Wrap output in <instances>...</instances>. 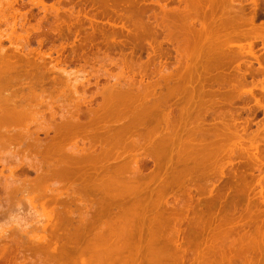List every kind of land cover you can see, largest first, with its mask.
I'll list each match as a JSON object with an SVG mask.
<instances>
[{"label": "rangeland", "instance_id": "obj_1", "mask_svg": "<svg viewBox=\"0 0 264 264\" xmlns=\"http://www.w3.org/2000/svg\"><path fill=\"white\" fill-rule=\"evenodd\" d=\"M39 1L40 0H0V33L2 32L1 35H4L2 37L4 46H8V48H10L9 45H11V44L9 43V40L7 39L8 34H11L14 40L18 37L19 34L24 35V36L20 35L21 38L24 37L23 38L24 40L20 39V40H16V42H15V46L24 45V48H23L24 50H22V51H25L24 52L25 55H24V53H20V56L22 57V59L20 61H18L19 63H17L19 65V67H16L17 68L16 70L18 72L16 71L13 73L12 81H11V84L13 86L9 85L11 88L8 86V88L10 89V90H8V92L10 93V91H11L12 93H14V94L16 93V95H18L17 98H19L20 102L23 104V106L20 107L22 109L25 108L24 106H27L26 102H24V101L28 100L27 98L30 96L33 97V100L31 99V102H29V101L27 102V103L31 104V107H30L31 109L29 107H28L29 109L26 107L27 111H29L28 113L25 111V113H27V115H26L27 117L26 116L24 118L20 117V119L22 118L23 120H21L20 122L18 120L17 121L18 123L15 122L14 124L17 123L16 124L17 126L13 125L15 127H13V129H12V124H10L11 127L9 125H8L9 127H7V125H5V124H7L8 122L5 123L4 125H0V128L2 129V130L0 129V264H97L96 260L98 262V256H97L98 254L97 255L95 254V249H94V251H92L93 250L92 246H94V248H95V244H93V242H92L94 240L93 232H95L94 234L96 235L97 234L96 230H97V228L99 229V226H101V225L102 226L104 225L103 227H106V228L100 227L101 231L98 230L99 232L97 235H99V233L102 232V228H103V230L104 229L108 230L111 222L108 223L107 220L109 219V221H110L111 219L112 220L119 219V215H120L121 211H123L124 206H127V205L131 204L132 202H136V205H137V203L139 204V203H141V201H142L141 204L143 206V203L146 205L148 200L153 201L152 199H154V198H152V197L156 198V196L157 197L160 196V197H158L159 203H158V206L156 207L157 210L155 209V207H154V210L150 208L151 206L155 205L156 203L153 204L151 202L152 204L149 205L150 202L148 201L149 204L147 203V205H149L150 207L149 206L148 207L143 206L147 209L143 208V210H141V208H140L141 204H139L140 206H138L139 208H137L136 210L138 211V209H139V213L142 211V215H141V213L140 214L138 213L139 216L141 215V217L144 215L143 211L145 210L144 213H146V210H149L148 208H150L152 210V213H151V211H149V212L147 211L148 214H145V216H144L145 218L144 217H142V218L138 217L139 218L138 220H137V218L135 220L134 219L135 217L132 216L134 221L135 222L137 221V223L133 222L134 223L133 226L135 227V229L132 226H130L133 228V229L130 228L131 231L133 230V232H131V231L130 232L133 233V235H134L133 236L134 239L131 242H133L132 247L134 246L133 250H134V248H135V250L134 251L132 250V252H131L132 255H131V253H129V251L126 250V252H128V253H126V256L131 255L132 256L131 258H132V261L134 264H136V262L143 264V259L145 262L144 264H147L148 262H150L152 260L154 261L153 258L155 257L154 256L155 254H156L157 258L155 257L156 260L153 264H210L213 262V260H212V262L210 260L212 258L216 259V257L218 256L216 262L213 263V264H217V261L224 257L222 255V257L220 258L219 256H221V255H217L218 253L220 254L222 252L221 248H225L223 250L224 253H227L225 255V257L228 256L226 258V262L224 261V263H223V262L219 261L221 264H264V150H263L264 148H262V147H264V120H263L264 119V116H263L264 110L259 108V106L256 104V101L254 100V98L252 96H250L249 94L247 95V93H245V91H243L244 90V89H242L243 86L240 89V87H238L239 84H238V86L236 85L238 83L237 82L238 80L237 81L234 80V81H232L233 83H230L231 87H234V83H235L236 88L234 90L230 86H226V88H222V90L226 92L225 94L216 93V94H213L214 96L212 94H210V97L209 96H202L199 98L197 97L198 99L197 98L196 99H197L198 105L194 104V106L198 107L200 105L201 108L199 107V109H197L196 112H199L200 110H202V112H201V115H202L205 107H206V110L204 112L205 116L202 115V117H203L202 118V117H200V115H197L198 113L195 112V109L197 107L193 106L194 107V112H193L194 117L199 116L201 118L200 120L207 121L208 123L210 122L211 128H213L212 126H214V128H213V130L212 129L210 130L209 124L207 122H206V124H205V122L199 123L201 121L197 120L198 119V117H197L196 118L197 121L195 122L197 124V125L195 124L196 129H199V130L201 129L204 131V133H206V134H204V136L206 138L204 140H206V141L207 140L209 141V139L211 137H215V138H211L208 143L206 142V144H205L204 140H200V142H203V143L197 142L198 144L195 141V143H194L195 149L193 148L191 150H189L190 146L188 147V142H187V140H185L186 135L185 136L183 135V137H184L183 143L180 141L181 139L180 140L178 139V141L176 139L175 141H173V145L171 144L169 146L170 149L171 148L173 149V147L176 146V144L179 145L180 142L182 143V146L179 145V148H177L178 147L177 146L173 150L172 149L169 150V148H168V151H167L168 153L166 152L167 153V159L172 157V159L170 161L171 163L170 162L169 163L172 166V162H173V166L169 167L170 165H169L168 161L170 159L168 161L164 160L163 164L167 163L168 165L164 164L162 169L158 171L157 170L158 168L155 166V164H156L155 160L156 159L153 157L154 156V154H153L154 146L152 145V141H153V144L156 145L157 139L158 138L160 139V137H163V136H161V134L164 133V135H165L163 127H165V130H166V122H164V120H161V119L165 118L163 116L165 113L164 114L162 113L165 110L163 111V109L161 110L159 108L160 111L158 110L153 115L154 116L153 120L151 118L152 116L148 115L147 118H149L150 120L147 121L148 119L145 117L146 119L144 118V123H143L140 121V119H143V117L138 118L137 117V111L138 110L137 111L135 110V108L138 109L137 108L138 104L136 101H134L135 98H137V96L132 95V97L134 96L133 97L134 102L132 101V104L134 103V104H136V106H133L134 104L131 105V103H130L132 100L131 99L132 97H131L129 99L130 102L126 99L127 103H126V107L124 106L125 109H124V107H122V109L120 107V109H119L118 105H116L118 107L115 106L118 112L116 110H113V109H115V107L114 108L112 107L113 109L110 108L112 111L110 109L108 110L106 108H104L105 111L102 110L101 102H103V99L107 95L106 93H109V91H110L109 89L113 85L115 86L114 89H116L118 91L119 90H125L124 91L125 93L129 88H131V89H129L130 91L135 90V88H137L138 85L140 84V83H137V82H140V81H138L139 79H141L140 76H142V74H144V73H147L150 75L147 78H145V79H147V81L152 80V82L154 84H155V81H157V79L158 80L160 79V81H161V78H159L161 76V74H163L161 65L167 64V66H170V67H168L169 69L170 68L173 69V67L178 62L179 56L177 54L175 46L172 43H169L164 38L165 33H164V31H161L160 28H158L159 33L157 34L156 38H154L153 37L154 35H152V37L150 36V39L148 38L149 42H145L144 44L141 45V46L144 45L142 47L141 51L139 49L141 47H139V48L136 47L138 49L137 50L132 42H131L132 44L130 42L127 43L128 41L125 39V37H119L120 34H119V36L116 35L115 37H113L112 32L114 30H116V32H119V33H120V31L127 33V30H126L128 28V26L126 27V24H127L126 23V17L127 16L125 14H128V11L126 9V8H128L127 7L128 3L126 5V2H127L126 0H124V1L122 0L124 4L121 3L125 6L120 4L119 6L116 5L117 7H114L115 5L112 3L113 0H104V1H111L110 3H108L109 4V6H108L109 11L107 10L108 13H110L112 15L111 19L107 18V16L104 18H96V19L92 18L93 17L92 15L97 11L98 8L95 6H91L92 7L91 8L89 5H92V4L90 2H88V0H79V2H78V0H77V2H76V0H42L45 4L46 8H47L45 10L42 8L40 3H37ZM175 1L176 2H171L168 6H170L174 3L177 6L180 3L179 1L177 2V0H175ZM224 1H225V7L227 4V8H228L229 7L228 2L230 0L229 1L224 0ZM238 1L236 0V2H238ZM9 2L12 4V7H11V5L8 4ZM112 4L114 6H112ZM84 5H85V7H84ZM181 5L183 6V3H180L179 7ZM172 6L174 7V5H172ZM203 8H205V7H203ZM15 11L17 13L16 15H19V17H22V23H24L23 29L21 27H19L18 25L13 27V25H12L13 23H8L9 21L10 22L13 21V18H14L13 13ZM247 11L249 14V9H247ZM156 12L158 15V11H156ZM258 12H259V17L257 19V22H261L262 20H264V10L261 9ZM147 14H151V16L152 15L154 16L153 11H151V10ZM159 14L161 15V12H159ZM20 15H22V16H20ZM120 15H122V17ZM119 16L122 18V20H121V18H118ZM209 16L210 15L206 16V18L202 17V19L203 18L205 20L210 19ZM152 19H153V21H152ZM199 19H200V17H199ZM123 21L126 23L125 24L126 28L122 27L123 23H124ZM150 21H151L149 24L150 26H153V25L156 26L153 23V22H155L154 18H151ZM198 23L201 24V19L198 21ZM198 23L196 24V26L201 27V26H199ZM55 24L60 25L59 28L56 29V30H58L59 34L61 33L60 38H58V36L56 35L57 33L56 34L54 33L53 35H51L49 37V39L47 41H46V39L44 41L42 39V37H40V35H39L40 29H42V30L43 29H45V30L53 29L52 26H54ZM39 25L41 27L40 29L37 28V26H39ZM156 28H157V26H156ZM12 29L13 30L16 29V32L13 33ZM25 29H26V32H25ZM60 30H62V32ZM202 30L199 29V31H202ZM78 31H79V33H77V36L78 37L80 36L79 38H77V36H76V32H78ZM197 32L198 31H196V35L199 34ZM5 35H7V36H5ZM61 35H62V38H61ZM103 35L105 38L103 37ZM204 35L205 34L203 32V33H201V35L199 37L196 36V43H195L196 46L194 44L195 49L193 48L191 50L193 52L192 59H194L195 56H196V58H199L200 55L202 56V59H201L202 61H200L201 56L199 59H194V61L191 59V62L192 63L194 62L193 63L194 66H197L195 69L198 72H195V70H194V73H195V75H196V73L198 74L195 77L200 75L199 79L204 77L203 74H205V76L208 74V73H206L207 70H206V68H204V64L207 65L208 64L207 61H211L213 59V57L219 53V52H215V51H217L216 49H213L211 51L212 52V54H211V52L209 51L211 49L210 48L208 49V47H210L209 46L210 42L208 43V41H210V38L208 36H210V35H207V33H206L207 36H204ZM106 36H107V38H106ZM4 37H6V38H4ZM90 37H91V39H90ZM111 37H113V40L114 39L116 40L117 38L118 39L114 42ZM204 37H205L204 42L207 41V43L205 45L202 41V40H204ZM197 38H199V39H197ZM49 40H50V42H49ZM103 40L105 42H107V41L108 42L105 43ZM111 40H112V42H111ZM145 41H147V39H145ZM201 41H202V43H201ZM197 42H198L199 47L197 46ZM199 42L201 44H199ZM17 43H18V45H17ZM81 43H85L87 46V47H85L84 52L79 50L77 53H72L73 48L78 47L79 45H81ZM109 43H110L109 46H111V48H106L104 46V44L107 45ZM228 43H230V42H227V44ZM154 45H155V48H152V46H154ZM223 45H224V43H223ZM223 45L220 46L222 48V50L223 51L225 50V53L230 52V46L231 45L230 46L228 45V48H229L228 52H227V49H228L227 45L224 46L225 47L224 49H223ZM13 46H11V47H13ZM262 46L263 45L261 44V41L256 42L255 48L257 49V54L262 55L264 53ZM61 47L62 48L64 47L65 49L64 48L62 49ZM131 47H133L132 48L133 53H131L132 52V49H130ZM233 47L234 46H231V49H233L234 51H237V49L235 47H234L235 48L234 49ZM60 48L62 49L61 50L62 54L61 53L57 54L56 51H57V49H60ZM97 48H100V49L97 50ZM199 48H200V50H198ZM205 49H207L210 52V54L207 53V51ZM204 50H205L204 53L200 52V51H204ZM259 50H260V52H259ZM262 50H263V52H262ZM38 51H39L40 55L42 54L44 56L41 55V57H39L40 55L37 53ZM51 51H52V56L54 58H56V60H58V62L56 61V63H55V61H52L50 59V57L45 55V53H49V52L51 53ZM96 51L99 53H97ZM191 51H189V53H192ZM195 51H196V53L198 52L200 55L198 56V54H195ZM218 51H220V50H218ZM121 53H123V54L121 55ZM150 53H152V56H150ZM168 53H170V54H168ZM206 53L209 54V60L206 59ZM230 53H232V52H230ZM79 54L80 55L82 54V55L80 56ZM57 55L61 58H59ZM204 55H205V58H204ZM45 56H46V58H44ZM124 56H126L127 58ZM183 56H182L183 61H185V57H183ZM193 56H194V58H193ZM131 57H132V59H130ZM164 57H165V59H164ZM207 57H208V55H207ZM210 57H212V58L210 59ZM229 58L230 59L225 58V59L229 60V61L225 60L226 61L225 63H227L228 67L231 68L230 73H232V75L233 74L235 75V74L239 73L240 71H242V68H243V70L247 69L250 71V70H254L258 67V63L252 58H250V59L245 58L246 60L249 59L252 61V63H250V64L246 63L243 56L240 58L237 57L236 59L234 58V60H231V57H229ZM26 59L29 61V63H26L27 62ZM133 59L135 61H133ZM141 59H142V61L140 62ZM162 59L166 60V62ZM203 59H206V60H203ZM22 60H24V61H22ZM60 60H61V62H60ZM128 60H130V61H128ZM131 60H132V63H131ZM149 60H150V62H149ZM138 61H139V64H137ZM135 62H136V64H134ZM152 63L153 64L155 63V65L153 66ZM17 64H16V66H18ZM143 64L144 65L146 64V65L142 66ZM135 65H138V66L135 67ZM139 65H141V66H139ZM149 65L151 66V68H149L150 67ZM182 65H184V64H182ZM147 66H149V67L147 68ZM171 66H173V67H171ZM239 66L241 67V69H239ZM138 67H139V69H138ZM142 67H144V68H142ZM150 69L152 71H155L154 72L155 74L152 76H151L152 71H151V73L149 71ZM157 69H158V71H157ZM160 69H161V71H160ZM199 69H202V70H199ZM203 70H205V71H203ZM148 71H149V73H148ZM199 72L200 73L203 72L202 75ZM241 73L242 72H240L239 75H241ZM139 74H140V76H139ZM258 76H260V75H256L254 77L253 76L251 77L250 74H247V79L249 81L250 78H251L250 80H252V78L255 80H256V78L257 79L262 78V77L258 78ZM147 81H145V83ZM38 82H41V83H38ZM14 83H16V84H14ZM135 83L138 85H137V87L135 85V88H134L133 85ZM34 84H39V85L35 86ZM40 84H41V86H40ZM131 84H132V86H131ZM143 85L144 84H142L141 87H143L145 89L146 86H143ZM30 87H31V89L28 90ZM103 87L105 89H107L108 92L107 91L104 92L105 90ZM12 89H15V90H12ZM137 89H139V88H137ZM137 89H136L135 93L139 92V91H137ZM144 89H142V90L147 93L146 89L145 90ZM27 90H28V92H27ZM30 91H32L33 93ZM143 91H142V93H144ZM111 93L113 94V92H111ZM161 93H162V90L160 89V87L157 88V91L154 95V98L157 99L161 95ZM24 94L27 95L28 97L27 96H26L27 98L24 97V100H23V96H25ZM148 94H150V93H148ZM19 95L22 96V99H20L21 96L19 97ZM122 95H124V93ZM175 97H176V99H175L176 103L171 104L172 102L173 103L175 102V100L172 101L170 103L172 107H170V108H172V109L174 108L172 113L174 112L176 114L179 111H177L175 108L178 109L179 107H181V104L177 101V96H175ZM203 97L204 98L207 97V98L202 99L200 101V98H203ZM173 99H171V100H173ZM21 100H23V102ZM89 100H91L92 103L86 104V103H88L87 101H89ZM177 102H178V104H177ZM205 104H206L205 107L202 106ZM89 105H91V106H89ZM122 105H124V103L121 104V106ZM97 106L101 108V113H100V111H99V113L102 115V120L100 123H97V125H95L97 127L96 128L94 127V128L95 129L98 128V131L102 133V137L100 138V141L101 140L102 141L100 144L101 146H99L98 143H100V141L96 142L97 138H95V140H93V142H95L96 146L98 144V146L97 147L95 146L94 148L95 149L97 148L96 150L100 151L99 149H101V147H102L101 151L104 150L102 152H105L106 147H107V149H108L107 151H109V152L108 153L106 152L105 154L102 153L103 157H102V154L100 152L101 157H99L96 160L98 163L96 161H95V165H94V162L92 163V165H88L89 163L88 164L86 163L87 168L81 169L80 172H78V171L74 172L73 171L74 172L73 173L72 171L70 172V170H68V169H66V170L61 169L62 171L60 170V172L55 173V171H53L52 169L49 170L48 167L51 168V166L54 164V162H58V160H59V157L56 154L54 155L55 152H59L60 150H62L63 153H66V152L69 153L73 149L75 150L77 146H78L77 147L78 149H79V147L81 148L82 146H84V142L86 145H89L88 144L89 142L87 140H85L83 142L84 137L81 133V134H78V136H74L72 138L70 137L72 140L69 138V141H68V138H66V140L68 142L66 140L65 141L67 143H65V141L63 139L62 142H64V143L60 142L59 145L60 144L61 145L60 146L58 145L60 147V149H57V151H55L53 154H49L48 152H45L44 149L50 148V146L52 147L53 145H54V147L56 146L54 143L51 144L52 142H54L53 140H54V136L56 134V133L53 134L54 129H55L54 126L56 125V123H58V125H60L59 122H61L64 117L66 119L67 118L66 115L68 116L70 113H72L73 116L77 115V114H78L77 116H79V113H80V117L82 119H87L86 118L87 115L83 114L84 113L83 111H86V108H88V107L95 108ZM132 107H134V108H132ZM127 108H128V111L130 113L132 111H135L136 113L132 112L131 113L133 115L132 116L130 113H128ZM131 108L133 110H130ZM79 110H81V111H79ZM106 110H107V113H106ZM121 110H122V112L124 111L123 115L125 117L122 115ZM22 111H24V109ZM30 111H31V114H30ZM115 111H116V113H115ZM22 113H24V112H22ZM104 113L106 116H104ZM120 113H121V115H120ZM133 113H135V115ZM161 113H162V115H161ZM28 114H29V116H28ZM127 114H128V117H127ZM115 115H117V116H115ZM60 116L62 117V120H61ZM69 116H71V114ZM156 116H157V118H156ZM158 116H159V118L160 117L161 118L158 119ZM162 117H164V118H162ZM124 118L126 119V121H124ZM138 119H139V121H138ZM203 119H205V120H203ZM59 120H61V121H59ZM105 120H107V122H105ZM158 120H159V123L156 122ZM85 121H87V120H85ZM137 122L139 124L141 123L140 124L141 127H139ZM151 122H152V124H151ZM164 123H165V125H164ZM262 123H263V126H262ZM155 124H159V125H157V127H161L162 125L163 126L161 128L154 129L156 127ZM211 124H213V125H211ZM125 125H126V127H125ZM152 125H153V127H152ZM200 125H201V127H200ZM197 126H199V127H197ZM215 126L218 128L216 129ZM51 127L54 128L53 131L51 130ZM131 127H138V128H136L137 129L136 130L135 128H131ZM144 127H146V128H144ZM206 127H208V130ZM125 128H126V130H125ZM219 128L221 130H219ZM107 129H109L110 132L112 131L108 141H106L103 138V137H106V135H108L106 133ZM120 129H121V131H120ZM159 129L162 130L161 133H160ZM204 129H206V131ZM10 130H12V131H10ZM87 130H86V132L89 133L90 132L89 129H87ZM127 130L128 131L130 130V132H127ZM150 130L151 131L154 130V131H152V134H151ZM157 130H158V132H157ZM213 131H216V132L214 133ZM217 131L219 132V134ZM3 132H5V133H3ZM220 132H223V133H220ZM83 133H85V132H83ZM156 133L160 134V136H158ZM214 134L217 137L219 136L221 139H219V137L217 139ZM16 135H17V137H16ZM52 135H54V136H52ZM126 135H128L126 137L127 140L125 138ZM148 135H149V137H148ZM153 135H155L157 137L156 138L154 137L155 139L152 140L150 143L148 141V139L151 140L153 138L152 137ZM47 136L53 137V138H51L53 140H51V142H50V138ZM122 137L125 140L122 139ZM144 137H146V138H144ZM252 138L254 140L256 138V141H259L257 143L258 148L260 146V148L258 150H256L255 146H254L255 149L253 146H251V143L252 144L255 143V145H256V141L253 142ZM48 139H49V141H48ZM131 139H133V140L131 141ZM215 139L217 141H219L220 143L221 142H223V143L220 144L218 142V144H217V141L215 142ZM223 139H226V140H223ZM251 139H252V141L250 142ZM47 141H48V143H47ZM49 142H50V144H49ZM133 142H135V143L133 144ZM174 142H175V145H174ZM147 143L150 144V146L152 148ZM211 143L216 144L217 148L218 147L219 148L217 150H215V145L212 147ZM45 144L46 145L49 144L50 146L48 145L49 147L48 146L46 147ZM103 144H104V146H103ZM184 144L187 145L188 148ZM195 144H196V146H198L197 147L198 149L196 148ZM201 144H203V146ZM204 144L205 145L209 144L208 147L211 146L212 147V148L210 147L211 150L213 149L214 151H217L218 154H216V152H214V151H210L211 153H209V149L206 148V153H207V149H208V154L210 155L209 160H211L213 155H214V158L212 159V161H214V162H211V161L209 162L207 154H206L207 160H205L206 158H205V153L203 150V147L205 146ZM221 145H223L224 147L226 146L225 148L223 147V151H222V148L220 149ZM199 147L202 148L203 151L201 149H199ZM70 148H72V149L69 150ZM181 148L183 149V153L181 151ZM178 149H179L181 154L179 153ZM184 149L187 150L185 154H184V152H185ZM42 150H44V151H42ZM67 150H69V151H67ZM131 150H133V151H131ZM219 150L222 152H220ZM170 151H174L175 154H172L174 152L171 153ZM49 152L52 153V150ZM130 152H131V154H130ZM176 152L178 153V155ZM188 152L192 153L195 157L192 154H189ZM197 152H198V154H197ZM200 152H201V154L202 153L203 154L201 155ZM212 152L214 154H212ZM44 153H46V154H44ZM63 153H61V154H63ZM219 153H221V154H219ZM211 154H212V156H211ZM215 154L217 155L216 158H215ZM254 154H256V155H254ZM51 155L54 157H52ZM169 155H172V156H169ZM181 155H183V157L186 155L185 157L189 158V161H188V159L185 160L186 158L185 157L183 158ZM203 155H204V157H203ZM49 156L53 159H51ZM59 156H60V154H59ZM104 156H106V158H104ZM174 156H176V158ZM256 156H258V158ZM114 157H115V159H114ZM56 158H57V161H55ZM179 158L183 159V161H179L183 165H181L176 160ZM197 158H199V159L197 160ZM202 158H205V159L202 160ZM190 159L193 160V164H192V160L190 161ZM194 159H195V161H194ZM133 160H136V161H134L135 164L133 163ZM260 160H261V162H259ZM46 161H48V162H46ZM186 161L188 163H186ZM201 161L202 162L204 161V162L201 163ZM45 162H46V164H45ZM58 163H56V164H58ZM198 163H201V164L198 165ZM31 164L39 166V168L42 167V169L44 168V170L41 172L42 169L40 168L41 169V170L39 169L40 172H39V170L37 172V171H35L36 166H34L35 167L34 168L33 166H31ZM56 164L53 165V167H55ZM96 164H98V165H96ZM131 164H133L135 167L132 166ZM259 164H260V166H259ZM45 165L46 166L48 165L47 169H46ZM174 165H176L175 168H177L178 170L174 168ZM195 165L196 166L198 165V168H195ZM88 166L90 168L92 167L91 169H94V170H92V172H94L95 170L96 171L98 170V172H99V169H101L100 175L101 176H102V174L104 175L103 176L104 178H102V179H105V175H106V177L109 176V180L111 178L113 180L114 179L113 177L120 178V179L115 178V179H117L118 182L121 183V184H119L120 188L118 187L119 186L118 184L117 185L114 184V186L115 187L117 186L119 189L128 188V189H130V191H128V194H129V192H132V194L134 195V193H135V195L132 196V194L130 193L133 198L132 197L129 198L130 194L128 196H126V193H125V197H124L121 193H119V195H118L117 190L116 191H107L106 192L107 194L104 193L105 192L104 186H103L104 180L101 183V181L99 180V178H101V177L99 175H98V178H95L96 174L95 173L91 174L92 173L90 171L91 169ZM93 166L94 167L96 166V167L93 168ZM128 166L130 168H128ZM136 166H138V167H136ZM180 166H181V168H180ZM199 166L200 167L203 166V167L200 168ZM178 167L180 168V171H179ZM182 167L183 168L185 167L188 169L190 168L189 170L190 171L192 170L191 173L194 174V176H193L191 173H189L190 171L187 169V172L189 171L188 174H190L188 177H190L192 175L191 178L193 177V179L189 180L190 179L189 178L187 180L188 182L187 181L186 182H187V184L190 183V184H188L189 188H190V185H192L191 183H193V187H192L193 189L191 188L192 192L193 191L195 192V190H196V193H197V194H195L197 197L194 195L195 196L194 198L196 200H194V203L192 205L191 210L189 208L190 206H188V204L185 203V200H184L185 197L183 196L184 192L186 193L185 195L187 196V194L190 192L191 189L186 187L187 184L185 183V180L188 177L184 175L185 177H187L185 179V177L183 176V174H185L187 172H185L186 169L184 168V170H183ZM193 167L195 170L193 169ZM209 167H210V169H209ZM135 168L137 169L136 170L137 173L136 172L133 173L135 171L134 170ZM163 168L164 169L168 168V169L164 170ZM169 168H170V170L172 168L175 170L172 169L170 171L171 172L170 173ZM45 169L47 171H45ZM87 169L91 173L90 172L88 173ZM204 169H206V170H204ZM36 170H37V168H36ZM84 170L85 171L87 170V171L85 172ZM112 170L113 171L115 170V172H113ZM132 170H134V171H132ZM66 171H68V172H66ZM105 171H107V172L104 173ZM173 171H174V173H173ZM183 171H184V173H183ZM200 171L205 172V173H203L204 177L201 176L202 173ZM44 172H47V173L45 174ZM179 172H181V174ZM198 172H200L201 174ZM206 172H208V173H206ZM42 173H43V176L45 174V178H46V179L44 178L45 181L42 180L43 177L42 178L40 177V175L42 176ZM112 173H114V174H112ZM167 173H168V176H167ZM172 173L174 175H176V173L177 174L179 173L178 176L182 177V178L180 177V179H181V181L183 179L184 180L183 182L185 184L182 182V183H180V186L181 185L182 186L178 187L180 180L178 178L179 181H176L175 178H177L178 176L176 175V177L173 178L174 175ZM87 174H91V175H93V176L95 175V176L88 178L87 176H89V175H87ZM134 174H136V175H134ZM116 175H118V176H116ZM161 175L162 176L164 175V177H168V181L171 180L170 178H173L171 180V182H173L174 184L173 183L166 184V182H168V181H165L164 179L167 180V178H163V177H161ZM169 175H171V176H169ZM82 176H85V178H82ZM110 176H112V177L110 178ZM148 176H150V178ZM63 177H65V178H63ZM131 177H133L134 179H131ZM146 177H147V179H145ZM40 178H41V180H39ZM81 178H82V180H81ZM121 178L124 179L125 181H128V183L130 182V180L132 182L133 180L135 181V179H137V178H138L137 181H139V182L142 179H143V181L146 180V184H148V183L149 184H148V186L145 185L146 189L142 188V190L144 189L146 191L148 188V191H146V192L142 191L141 192V189H139L140 186L134 182H132L131 187H130V185L128 186V184L126 187L125 186L126 183L124 185L122 184V182L124 180L119 181V180H121ZM83 179H85V180L89 179L90 181L89 180L88 181L92 182V183L89 184V182H88V184H86L87 180L83 181ZM93 179L95 181L94 182L95 185H97L96 183L97 182L99 183V181H100V183L97 185V187H95L93 185L94 183H93V181H91ZM157 180H159V181L157 182ZM174 180H175V182H174ZM40 181H42V182H40ZM115 181H114V183H115ZM160 181H161V183H160ZM162 181L165 182L164 184L169 185V186L167 188H166V186L165 187L162 186L163 187L162 188L161 187V184H163ZM77 182H78V184H77ZM176 182H178V185H176L177 184ZM80 184H85V185H80ZM101 184H102V187L100 186ZM140 184H141V186H144L143 184H145V181L143 182V184L142 183H140ZM122 185L125 186V188L124 187L121 188ZM134 185H137V187L135 188ZM152 185L153 186L155 185L154 187L156 189L158 188L157 186L160 185L159 186V187H161L160 190H162V192H164V194L162 195L160 193V195H159L160 190L157 189V190H159V191H157L155 188H152ZM183 186H185L186 191L184 190ZM71 187H72V189H71ZM150 187H151V189H150ZM65 188L69 192L66 191ZM186 188H188L189 192H187ZM11 189H12V191L15 190V192H14L15 194L12 191H11L12 194H9ZM181 189L184 191H181ZM56 190H57V192H56ZM72 190H74V191L77 190V193L72 191ZM98 190H100V191H98ZM154 190H156V191L154 192ZM92 191H94V192H92ZM73 192L75 193L76 196H74ZM149 192H150V194L151 193L152 194L150 195ZM179 192L183 193V194L181 195ZM70 193H73V196L72 195L70 196ZM84 193H87V194H84ZM144 193H147L146 195H149V198L151 196L152 199L151 198L149 199L147 196H146V198H144L145 196L143 198L140 197L142 195H145ZM58 194H59V196H58ZM80 194H81V196H80V198H78L79 197L78 195H80ZM137 194H138V197H137ZM99 195L100 196L103 195V197H100ZM180 195L183 196V198ZM113 196H116V198ZM135 196L137 198L140 197L142 199L139 198L140 200H138L136 198L138 200V201H136ZM178 196H179V198H178ZM54 197H56V198H54ZM72 197H73V199H72ZM76 197H77V199H76ZM52 198L55 199L56 201L53 200ZM127 198H128V200H127ZM103 199H104V201H103ZM114 199H115V202H114ZM63 200H65V201H63ZM70 200H73V201L70 202ZM75 200L76 201L80 200V202L77 201V203H75L76 202ZM144 200L145 201L147 200L146 203ZM176 200H177V202H176ZM262 200H263V202H262ZM52 202H54V203H52ZM63 203H65V204H63ZM124 203H126V204H124ZM166 203L168 206L166 205ZM178 203H179V205H178ZM63 205H64V208L62 207ZM65 205H66V208H65ZM70 205H71V207H70ZM100 205L103 206L102 208H103L104 212H103V210H102V212H101V210H99L101 208ZM74 206H75V208H74ZM179 206H180V209H178ZM186 209H187V211H186ZM178 210H182V213L179 212ZM137 211H135V213ZM157 212H158V214H157ZM96 213H97V215H96ZM99 213H101L100 217H99ZM138 214H137V216H138ZM89 215H91V216H89ZM147 215L149 216V218L147 217ZM150 215H151V217H150ZM135 216H136V214H135ZM143 219H144V222H142ZM220 219H221V221L223 220L222 225H224V226H222L219 223L220 226H222V228H224L227 224L228 225L226 226V228H228V227H229V229L231 228V230L228 233L227 232L224 233V231L222 232V229H220L219 225H218L219 226L218 230H221V232L217 231L216 227L213 226V224L215 225L216 222H217L216 223V226H217ZM148 220H150L151 222H149ZM138 223L140 225H137ZM144 223H146L147 226H145L146 224H144ZM135 224L138 227H136ZM148 224H149V226H148ZM150 224H151L152 228H151ZM256 225H258L259 228H262V229L258 230ZM143 226H144V228H142ZM255 228L257 229L258 232L256 231ZM254 229H255V231H254ZM105 230H104V232H105ZM138 230L142 233L138 232ZM138 233H140V234H138ZM220 233L221 234L223 233V234L221 235ZM244 233H247V234L245 235ZM141 234H142V236H141ZM227 234H229V235H227ZM253 234H257L256 236H254L255 237L254 239H256L255 242H251L253 240V238H250V236L252 237ZM248 235H250V236H248ZM238 237H240L242 240H243L242 237H244L245 242H243V244H242V242L240 241V238H238ZM210 239L213 241H211ZM95 242H96V240H95ZM135 242L137 243V245L135 244ZM210 242H214V243L210 244ZM147 243L150 244L152 247H150V245L148 246ZM237 243H238V245H237ZM90 244H92V245L90 246ZM212 244H214V245L218 244L219 246L216 245L217 247H215V248H217V249H215V250L221 249V251H219V252L217 251L218 253L215 252V250L212 251V249H214V245H212ZM135 246H137V247H135ZM212 246H213V248H212ZM148 247H150V248L147 249ZM219 247H221V248L219 249ZM97 251H98V249H97ZM135 252H139V254H136ZM212 252L213 253L215 252L217 256L215 255V253L213 254ZM123 254H125V251ZM150 254H151V256H150ZM133 255H135V256L133 257ZM212 255H214V256H212ZM126 256L123 255V257L125 259H127ZM152 256H154V257H152ZM133 258L136 259V261H134ZM222 261H223V259H222Z\"/></svg>", "mask_w": 264, "mask_h": 264}, {"label": "bare ground", "instance_id": "obj_2", "mask_svg": "<svg viewBox=\"0 0 264 264\" xmlns=\"http://www.w3.org/2000/svg\"><path fill=\"white\" fill-rule=\"evenodd\" d=\"M124 1V0H123ZM123 1L122 0H113L112 1V3L115 5H113L112 4V6H114V7H117L116 5H120L121 3H123ZM127 2H126V5H127V3H128V5H127V7L128 8H126L127 9V11H128V14H125L127 17H126V23L124 22L123 23V28H126L127 26H128V28L126 29L127 30V33H125V32H121L120 31V33L119 32H116V30H112L113 32H112V34H113V37H115L116 35L117 36H119V34H120V36L119 37H125V39L128 41L127 43H133L134 44V46H135V48L137 47V48H139V47H141V48H139L140 49V51H141V49H142V47L144 46H141L142 44H144L145 42H149V40H148V38L150 39V36L152 37V35H154L153 37L154 38H156L157 37V34L159 33V29L158 28H160L161 29V31H164V33H165V39L169 42V43H172L174 46H175V49H176V51H177V54H178V62H177V64L173 67V66H171V67H173V69L172 68H168V67H170V66H167V64L166 65H161V68H162V71H163V74H161V76L159 77V78H161V81H160V79L158 80L157 79V81H155V84L152 82V80L151 81H147V79H145V78H147L148 76H150L149 74H147V73H144V74H142L141 72V74H142V76H140V74H139V76L141 77V79H139L138 81H140V82H137V83H140L139 85L138 84H134L133 86H134V88H135V85H136V87H137V85H138V87L137 88H139V89H137V88H135V90H129V89H131V88H127L126 90V93L124 92L125 90H116V89H114L115 88V86L112 88V87H110V91H109V93H106L107 95H106V97L103 99V102H101V107H102V110H104L105 111V109L104 108H106V109H113L116 105H118V106H116V107H118L119 109H120V107H121V109H122V107H126V99L130 102V98L132 97V95H135V96H137V98H135V100L133 99V97L131 98L132 100H131V105H133L132 104V101L134 100V101H136L137 102V104H138V106H137V108L138 109H136L135 108V110L137 111V117L139 118V117H143V119H140V121L141 122H143L144 123V118L146 117L147 118V116L149 115V116H152L151 118H152V120H153V115L159 110L160 111V109L162 110L163 109V111L164 112H162L164 115V117H162V118H164V119H161V120H164V122H166V130H165V127H163L164 129V132H165V135H164V133L163 134H161V136H163V137H160V139L158 138L157 139V144L156 145H154L153 144V141L152 140H154L157 136H155V135H153L151 138V140L150 139H148V141L151 143V141H152V145L154 146V149H153V154H154V158L156 159H154L155 160V162H156V164H155V166L158 168L157 170L159 171V170H161L162 169V167H163V165L165 164H163V161L165 160V161H168L169 159V161H168V163L171 161V159H172V157L171 158H169V159H167V151H168V148H169V150H171L170 149V145L172 144L173 145V141H175L176 139H177V141H178V139L183 143V135L185 136L186 135V139L185 140H187V142H188V147L190 148L189 150H191V149H195V147H194V143H195V141H196V143L198 142H200V140H204V139H206L205 138V136H204V134H206V133H204V131L203 130H199V129H196V121L197 120H200L201 118L200 117H202V115L203 116H205L204 115V112H205V110H206V104L205 105H202V106H204L205 107V109L203 110V113H202V115H201V112H202V110H198L199 112H196V110L197 109H199V107L201 108V106L199 105L198 107L197 106H194V104L196 105L198 102H197V99L199 98V97H202V96H209L210 97V94H216V93H222V94H225L226 92L225 91H223L222 90V88H226V86H230V83H233L232 81H234V80H238L237 82V86H238V84H239V86L238 87H240V89L242 88V86H243V88L242 89H244L243 91H245V93H247V95L249 94L250 96H252L253 98H254V100L256 101V104L259 106V108H261V109H263L264 110V53L261 55V54H257V49L255 48V44H256V42L257 41H261V44L263 45L262 47H263V50H264V20H262L261 22H257V19H258V17H259V10H264V0H237L238 2H236V0H228L229 2V7L227 8V4H226V7H225V1L224 0H177V2L179 1L180 3H183V6L181 5L180 7H179V5H180V3L176 6V4L174 3V4H172V5H174V7L172 6V5H170V6H168L171 2H176L175 0H126ZM76 2H77V0H76ZM78 2H79V0H78ZM84 2V1H83ZM87 2V1H86ZM88 2H90L92 5H89L90 7L91 6H95V7H97L98 9H97V11L92 15L93 17L92 18H104V17H106L107 16V18H109V19H111V17H112V15L110 14V13H108V11H109V8H108V6H109V4L108 3H110L111 1H104V0H88ZM37 3H40V5L42 6V8L45 10V9H47L46 8V6H45V4H44V2L42 1V0H40L39 2H37ZM73 3V2H72ZM75 3V2H74ZM9 5H11V7H12V4L9 2L8 3ZM124 4V3H123ZM123 4H121V5H123ZM123 6H125V5H123ZM172 6V7H171ZM84 7H85V5H84ZM203 7H205V8H203ZM92 8V7H91ZM111 8V7H110ZM125 8V7H124ZM123 9V8H122ZM247 9H249V14H248V11H247ZM108 10V11H107ZM150 10L151 11H153V14H154V16L152 15L151 16V14H147V13H149L150 12ZM156 11H158V15H157V12ZM159 12H161V15L159 14ZM15 13V14H14ZM13 13V21L12 22H10L9 20V22L8 23H13L12 25H13V27L14 26H16V25H18L19 27H21L22 29L24 28V23H22V17H19V15H16L17 13H16V11ZM160 15V16H159ZM208 15H210L209 17H210V19H207V20H205L204 18H206V16H208ZM20 16H22V15H20ZM121 17H122V15H120ZM118 17V18H121V17ZM147 17V18H146ZM199 17H200V19H201V24L200 23H198V21L200 20L199 19ZM202 17H204L203 19H202ZM151 18H154V21L155 22H153L156 26H157V28H156V26H150L149 24H150V20H151ZM160 18V19H159ZM199 19V20H198ZM108 20V19H107ZM121 20H122V18H121ZM152 21H153V19H152ZM197 21V22H196ZM7 22V21H6ZM7 23V24H8ZM199 24V26H201V27H197L196 26V24ZM125 24H126V27H125ZM8 26V25H7ZM11 26V25H10ZM59 26L60 25H58V24H55L54 26H52L53 27V29H47V30H45V29H40L41 27H40V25L39 26H37V28L38 29H40V31H39V35H40V37H42V39L45 41V39H46V41L49 39V37L51 36V35H53L54 33L58 36V38H60V34L58 33V30H56V29H58L59 28ZM199 29L200 30H202L203 32H204V36H207V35H210V36H208L209 38H210V41H208V43L210 42V44H209V46L210 47H208V49L210 48L211 50H209L210 52L213 50V49H216L217 51H215V52H219L216 56H214L213 57V59L211 60V61H207L208 62V64L206 65V64H204V68H206V73H208L206 76H205V74H203L204 75V77L203 78H201V79H199V77H200V75L199 76H197V77H195L196 75H198L197 73H196V75H195V73H194V70H195V72H198V71H196V67L197 66H194V62L192 63L191 62V59H192V55H193V52L191 51L193 48L195 49V47H194V44L196 43V36H200L201 35V33H203L202 31H199ZM13 30V29H12ZM61 32H62V30H60ZM59 31V32H60ZM77 31V30H76ZM101 31V30H100ZM111 31V30H110ZM196 31H198L197 33H199V34H197L196 35ZM11 32V31H10ZM13 33H15L16 32V29L15 30H13L12 31ZM25 32H26V29H25ZM2 33V32H1ZM1 33H0V125H4L5 123H7V124H5V125H7V127H11V125L10 124H12V129H13V127H15V126H13V125H16L18 122V120H19V122L21 121V120H23L22 118H24L26 115H27V113L29 112V111H27V109H26V107L28 108H30L31 107V104L30 103H27L28 101L29 102H31V99L33 100V97H31L30 95V97H28L27 95H25V96H23V100H24V97L25 98H27L28 100H26V101H24V102H26V105L27 106H24L25 108H23L24 109V111H22L23 109L22 108H20L21 106H23V104L20 102V100H19V98H17L18 97V95H16V93L14 94V93H12L11 91H10V93L8 92V90H10L9 88H8V86L9 85H11V86H13L12 84H11V81H12V75H13V73L14 72H16L17 70V68L16 67H19V65L17 64V63H19L18 61H20L21 59H22V57L20 56V53H24L25 51H22V50H24L23 48H24V45H18V43H17V45L18 46H15V42H16V40H24L23 38V34H19L18 35V37L14 40L13 39V37H12V35L11 34H8V36L7 35H5V36H7V39L9 40V43L11 44V45H9V47L10 48H8V46H4V44H3V36L4 35H1ZM69 33V32H68ZM77 33H79V31L78 32H76V36H77ZM104 33V32H103ZM111 33V32H110ZM206 33H207V35H206ZM59 34V35H58ZM20 35H23L22 37L23 38H21V36ZM65 35V34H64ZM63 35V36H64ZM82 35V34H81ZM90 35V34H89ZM88 35V36H89ZM110 35V34H109ZM156 35V36H155ZM55 36V35H54ZM56 36V37H57ZM66 36V35H65ZM95 36V35H94ZM102 36V35H101ZM111 36V35H110ZM164 36V35H163ZM203 36V35H202ZM20 37V38H19ZM80 37V36H79ZM78 36H77V38H79ZM85 37V36H84ZM103 37H104V35H103ZM113 37H111L112 38V40H113ZM4 38H6V37H4ZM19 38V39H18ZM55 38V37H54ZM61 38H62V35H61ZM105 38V37H104ZM106 38H107V36H106ZM110 38V39H111ZM207 38V37H206ZM52 39V38H51ZM50 39V40H51ZM90 39H91V37H90ZM118 39V38H117ZM116 39V40H117ZM124 39V38H123ZM145 39H147V41H145ZM197 39H199V38H197ZM50 40H49V42H50ZM105 40V39H104ZM103 40V41H104ZM112 40H111V42H112ZM115 39L113 40L114 42L116 41ZM208 40V39H207ZM42 41V40H41ZM198 41V40H197ZM203 41V43H204V45L207 43V41L206 42H204L205 41V37H204V40H202ZM202 41H201V43H202ZM105 42V41H104ZM108 42V41H107ZM107 42H105V43H107ZM119 42V41H118ZM226 42V43H225ZM227 42H230V43H228L227 44ZM131 43V44H132ZM200 42H199V44H201ZM222 43V44H221ZM223 43H224V45H223ZM85 43H81V45H79L78 47H76V48H73V52L72 53H77L79 50H81V51H83L84 52V50H85V47H87L86 46V44L84 45ZM122 44V43H121ZM124 44V43H123ZM14 45V46H13ZM108 45V46H107ZM104 44V46L106 47V48H111V46H109L110 45V43L109 44ZM150 45V44H149ZM223 45V49L225 48L224 46L225 45H227V48H228V45L230 46H234L236 49H237V51H234L233 49H231V46H230V52H232V53H230V52H228L229 51V48L227 49V52L228 53H225V50L223 51L222 50V48L220 47V46H222ZM11 46H13V47H11ZM115 46V45H114ZM162 46V45H161ZM195 46H196V44H195ZM197 46H198V42H197ZM203 46V45H202ZM192 47V48H191ZM199 47V46H198ZM233 47V48H234ZM62 48V47H61ZM57 49V51H56V53L57 54H59V53H61V50L64 48H62V49ZM133 47H131L130 49H132ZM136 48V49H137ZM152 48H155V45L154 46H152ZM197 48V47H196ZM201 48V47H200ZM200 48L198 49V50H200ZM207 48V47H206ZM234 48V49H235ZM65 49V48H64ZM98 49H100V48H97V50ZM104 49V48H103ZM102 49V50H103ZM56 50V49H55ZM96 50V49H95ZM138 50V49H137ZM166 50V49H165ZM206 51H207V53H209L210 54V52L207 50V49H205ZM205 50L204 51H200V52H202V53H204L205 52ZM218 50H220V51H218ZM232 50V51H231ZM261 50V49H260ZM260 50H259V52H260ZM263 50H262V52H263ZM101 51V50H100ZM189 51H191L192 53H189ZM64 52V51H63ZM86 52V51H85ZM97 52V51H96ZM129 52V51H128ZM131 52V51H130ZM168 52V51H167ZM31 53V52H30ZM38 54H39V51L37 52ZM80 53V52H79ZM82 53V52H81ZM97 53H99V52H97ZM131 53H133V49H132V52ZM140 53V52H139ZM206 53V59L207 60H209V54H207ZM32 54V53H31ZM62 54V53H61ZM60 54V55H61ZM84 54V53H83ZM123 53H121V55H122ZM138 54V53H137ZM168 54H170V53H168ZM195 54H198V56L200 55L198 52L196 53V51H195ZM194 54V55H195ZM211 54H212V52H211ZM24 55H25V53H24ZM40 55V54H39ZM42 55V54H41ZM41 55L39 56V57H41ZM45 55L46 56H48V57H50V59L52 60V61H55V63H56V61L58 62V60H56V58H54L53 56H52V51H51V53L49 52V53H45ZM80 55V54H79ZM82 55V54H81ZM80 55V56H81ZM125 55V54H124ZM132 55V54H131ZM134 55V54H133ZM184 55V56H183ZM203 55V54H202ZM207 55H208V57H207ZM31 56V55H30ZM37 56V55H36ZM42 56H44V55H42ZM46 56L44 57V58H46ZM58 56V55H57ZM129 56V55H128ZM139 56V55H138ZM149 56V55H148ZM150 56H152V53H150ZM182 56L183 57H185V61H183V58H182ZM201 56V55H200ZM200 56H199V58H200ZM243 56V58L245 59H247V58H252V59H254L257 63H258V67L256 68V69H254V70H247V69H244L243 70V68H242V71H240V72H242L241 73V75H239L240 74V72L239 73H237V74H233L232 75V73H230V69L231 68H229L228 67V65H227V63H225L226 61L225 60H228V59H230L229 57H231V60H234V58L236 59L237 57L238 58H240V57H242ZM26 57V56H25ZM59 57V56H58ZM67 57V56H66ZM83 57V56H82ZM124 57H126V56H124ZM43 58V57H42ZM59 58H61V57H59ZM58 58V59H59ZM127 58V57H126ZM141 58V57H140ZM150 58V57H149ZM193 58H194V56H193ZM199 58H196V56H195V58L194 59H199ZM204 58H205V55H204ZM212 57H210V59H211ZM225 58H228V59H225ZM83 59V58H82ZM130 59H132V57L130 58ZM164 59H165V57H164ZM164 59H162V60H164ZM194 59H192L193 61H194ZM202 59V56H201V58H200V61H202L201 60ZM206 59H203V60H206ZM245 59V61H246V63H248V64H250V63H252V61L251 60H246ZM66 60V59H65ZM69 60V59H68ZM22 61H24V60H22ZM26 63H29V61L26 59ZM128 61H130V60H128ZM133 61H135L134 59H133ZM142 61V59L140 60V62ZM165 62H166V60H164ZM168 61V60H167ZM177 61V60H176ZM229 61V60H228ZM60 62H61V60H60ZM69 62V61H68ZM149 62H150V60H149ZM153 62V61H152ZM163 62V61H162ZM161 62V63H162ZM54 63V64H55ZM131 63H132V60H131ZM143 63V62H142ZM148 63V62H147ZM160 63V62H159ZM16 64L18 65V66H16ZM129 64V63H128ZM134 64H136V62L134 63ZM133 64V65H134ZM137 64H139V61L137 62ZM149 64V63H148ZM182 64H184V65H182ZM56 65V64H55ZM146 65V64H145ZM144 64L142 65V66H145ZM152 65L154 66L155 65V63L153 64L152 63ZM231 65V64H230ZM54 66V65H53ZM136 66H138V65H135V67ZM139 66H141V65H139ZM150 66V65H149ZM149 66H147V68L149 67ZM157 67V66H156ZM203 67V66H202ZM231 67V66H230ZM142 68H144V67H142ZM146 68V67H145ZM149 68H151V66L149 67ZM44 69V68H43ZM138 69H139V67H138ZM159 69V68H158ZM158 69H157V71H158ZM203 69V68H202ZM202 69H199V70H202ZM235 69V68H234ZM239 69H241V67L239 66ZM49 70V69H48ZM143 70V69H142ZM140 71V70H139ZM144 71V70H143ZM142 71V72H143ZM150 71V73H151V69L149 70ZM149 71H148V73H149ZM156 71V72H157ZM160 71H161V69H160ZM203 71H205V70H203ZM18 72V71H17ZM155 71H152V74H151V76L152 75H154L155 73H154ZM39 73V72H38ZM139 73V72H138ZM200 73V72H199ZM203 73V72H202ZM202 73H200L201 75H202ZM234 73V72H233ZM247 74H250L251 75V77L253 76H256V75H260V76H258V78L259 77H262V78H259V79H257L256 78V80L255 79H253L252 78V80H250L249 79V81H248V79H247ZM16 76V75H15ZM155 79V78H154ZM149 80V79H148ZM145 81H147L146 83H145ZM159 81V82H158ZM235 81V82H236ZM14 82V81H13ZM19 83V82H18ZM38 83H41V82H38ZM134 83V82H133ZM144 84L143 86H146L145 87V89H146V91H147V93L146 92H144L142 89H144L143 87H141L142 86V84ZM14 84H16V83H14ZM18 85V84H17ZM35 86L36 85H39V84H34ZM40 86H41V84H40ZM131 86H132V84H131ZM10 87V86H9ZM160 87V89L162 90V93H161V95L156 99V98H154V95H155V93H156V91H157V88H159ZM231 87V86H230ZM237 87V88H238ZM11 88V87H10ZM104 88V87H103ZM142 88V89H141ZM231 88H233V90L236 88L235 87V83H234V87H231ZM31 89V87L28 89V90H30ZM33 89V88H32ZM115 91H114V90ZM136 89H137V91H139V92H136L135 93V91H136ZM144 89V90H145ZM12 90H15V89H12ZM28 90H27V92H28ZM104 92H106L107 91V89H105L104 88ZM113 90V91H112ZM117 91V92H116ZM122 91V92H121ZM130 91V92H129ZM142 91L145 93H142ZM236 91V90H235ZM8 92V93H7ZM30 92H32V91H30ZM108 92V91H107ZM111 92H113V94L111 93ZM161 92V91H160ZM33 93V92H32ZM31 93V94H32ZM115 93V94H114ZM124 93V95H122ZM148 93H150V94H148ZM21 94V93H20ZM28 94V93H27ZM246 95V94H245ZM21 95H19V97H20ZM27 96V97H26ZM34 96V95H33ZM104 96V95H103ZM153 96V97H152ZM175 96H177V101L181 104V107H179L178 109L177 108H175L177 111H179L178 113H172V111H173V109L172 108H170V107H172L171 106V104H175L176 103V97ZM179 96V97H178ZM214 96V95H213ZM212 96V97H213ZM234 96V95H233ZM151 97V98H150ZM198 97V98H197ZM208 97V98H209ZM251 97V98H252ZM30 98V99H29ZM174 98V99H173ZM179 98V99H178ZM197 98V99H196ZM207 97H203V98H200V101L202 100V99H206ZM20 99H22V96H21V98ZM137 99V100H136ZM171 99H173V100H171ZM23 100H21L22 102H23ZM92 100V99H91ZM91 100H89V101H87L88 103H86V104H91L92 103V101ZM175 100V102L173 103L172 101H174ZM86 101V100H85ZM133 101V102H134ZM199 101V100H198ZM204 101V100H203ZM172 102V103H171ZM178 102H177V104H178ZM85 103V102H84ZM124 103V105H122L121 106V104H123ZM129 103V104H130ZM171 103V104H170ZM200 103V102H199ZM204 103V102H203ZM22 104V105H21ZM248 104V103H247ZM29 105V106H28ZM33 105V104H32ZM198 105V104H197ZM246 105V104H245ZM88 106V105H87ZM89 106H91V105H89ZM100 106V105H99ZM133 106H136V104H134ZM174 106V105H173ZM177 106V105H176ZM197 107L196 109H195V112L196 113H198L197 115H200V117L199 116H195L194 117V114H193V112H194V107ZM248 106V105H247ZM113 107V108H112ZM116 107H115V109H113V110H116L117 111V109H116ZM125 107H124V109H125ZM162 107V108H161ZM28 108V109H29ZM100 107H95V108H93V107H88V108H86V111H83L84 113L83 114H85V115H87L86 116V118L87 119H82L81 117H80V113H79V116H77V115H72V113H70L71 114V116H67L66 115V117L68 118H66L65 119V117L63 118V120H62V117H61V120H59V121H61V122H59V124L60 125H58V123H56V125L54 126L55 127V129L54 128H52L51 127V130L53 131V129H54V132H53V134L54 133H56L55 134V136L54 135H52V136H54V140L53 139H51V138H53V137H49V136H47V137H49L50 138V142H51V140H53L54 142H52L51 144H55L56 146L54 147V145L51 147L49 144H50V142H49V146H50V148H46V149H44L45 150V152H48L49 154H53L55 151H57V149H60V145H59V143L61 142V143H64V142H62L63 141V139H64V141L66 140V138H68V141H69V138L71 137H74V136H78V134H81L82 133V135H83V137H84V139H83V142L85 141V140H87L89 143V145H86L85 144V142H84V146H82L81 148L79 147V149L76 147V149L73 151H71V152H66V153H63L62 152V150H60L59 152H55L54 153V155L56 154L58 157H59V160H58V162H54V164L53 165H55L56 163H58V164H56V166L55 167H53V165L51 166V168L50 167H48V165L46 166V169H47V167L49 168V170H53V171H55V173H58V172H60V170L62 169H68V170H70V172L72 171H74V172H80V170L81 169H86L87 168V165H86V163L88 164V165H92V163L94 162V165H95V161L99 158V157H101V154L103 153V154H105L106 152L108 153L109 151H107L108 149H107V147H106V151L105 152H102V151H104V150H102L101 151V149H102V147H101V149H99L100 151H97L94 147L96 146V144H95V142H93V140H95V138H97V141L96 142H98V141H100V138L102 137V133L101 132H99L98 131V128L97 129H95L97 126H95V125H97V123H100L101 122V120H102V115L100 114L101 113V108L99 109ZM132 108H134V107H132ZM130 109V110H133V109ZM160 108V109H159ZM26 109V110H25ZM31 109V108H30ZM110 109V110H111ZM123 109V110H124ZM251 109V108H250ZM25 111L27 112V113H25ZM79 111H81V110H79ZM99 111H100V113H99ZM112 111V110H111ZM116 111H115V113H116ZM127 111H128V108H127ZM126 111V112H127ZM175 111V110H174ZM250 111V110H249ZM22 112H24V113H22ZM118 112V111H117ZM121 112H122V110H121ZM125 112V113H126ZM132 112H135V111H132ZM131 112V113H132ZM103 113V112H102ZM106 113H107V110H106ZM114 113V112H113ZM123 113H124V111L122 112V115H123ZM128 113H130L129 111H128ZM130 113V114H131ZM136 113V112H135ZM135 113H133L134 115H135ZM160 113V112H159ZM162 113H161V115H162ZM254 113V112H253ZM30 114H31V111H30ZM21 115V116H20ZM120 115H121V113H120ZM132 115V114H131ZM159 115V114H158ZM28 116H29V114H28ZM84 116V115H83ZM104 116H106L105 115V113H104ZM108 116V115H107ZM115 116H117V115H115ZM124 116V115H123ZM133 116V115H132ZM131 116V117H132ZM264 116V115H263ZM20 117H22L21 119H20ZM27 117V116H26ZM125 117V116H124ZM127 117H128V114H127ZM130 117V118H131ZM198 117V119L196 120V118ZM110 118V117H109ZM113 118V117H112ZM111 118V119H112ZM145 118V119H146ZM156 118H157V116H156ZM161 118V117H160ZM159 118V116H158V119H160ZM203 118V117H202ZM117 119V118H116ZM137 119V118H136ZM148 120L147 121H149L150 119L149 118H147ZM85 120H87V121H85ZM143 120V121H142ZM151 120V121H152ZM203 120H205V119H203ZM210 120V119H209ZM264 120V119H263ZM14 121V122H13ZM124 121H126V119L124 118ZM129 121V120H128ZM138 121H139V119H138ZM146 121V120H145ZM201 122H199V123H204L205 122V124H206V122L207 121H202V120H200ZM15 122H17L16 124H14ZM58 122V121H57ZM105 122H107V120H105ZM155 122V121H154ZM156 122H158L159 123V120L158 121H156ZM263 122V121H262ZM3 123V124H2ZM146 123V122H145ZM198 123V124H199ZM208 123V122H207ZM111 124V123H110ZM137 124L139 125V127H141V123L139 124L138 122H137ZM151 124H152V122H151ZM196 124V125H195ZM209 124V129L211 130H213V128H214V126H212L213 128H211V126H210V122L208 123ZM207 124V125H208ZM9 125V126H8ZM109 125V124H108ZM114 125V124H113ZM124 125V124H123ZM145 125V124H144ZM143 125V126H144ZM157 125H159V124H155V128L154 129H156V128H161V127H157ZM164 125H165V123H164ZM211 125H213V124H211ZM17 126V125H16ZM19 126V125H18ZM110 126V125H109ZM132 126V125H131ZM136 126V125H135ZM142 126V127H143ZM246 126V125H245ZM258 126V125H257ZM262 126H263V123H262ZM4 127V126H3ZM6 127V126H5ZM95 127V128H94ZM112 127V126H111ZM123 127V126H122ZM125 127H126V125H125ZM130 127V126H129ZM128 127V128H129ZM152 127H153V125H152ZM197 127H199V126H197ZM200 127H201V125H200ZM204 127V126H203ZM216 127V126H215ZM18 128V127H17ZM20 128V127H19ZM124 128V127H123ZM131 128H138V127H131ZM144 128H146V127H144ZM207 128V130H208V127H206ZM218 127H216V129H217ZM1 129V128H0ZM5 129V128H4ZM8 129V128H7ZM16 129V128H15ZM87 129H89V133L88 132H86V130ZM110 129V128H109ZM109 129H107L106 130V133L108 134V135H106V137H103L106 141H108V139L110 138V135H111V132H110V130ZM134 129V130H135ZM153 129V128H152ZM2 130V129H1ZM125 130H126V128H125ZM131 130V129H130ZM130 130L128 131L127 130V132H130ZM137 130V129H136ZM205 131H206V129H204ZM215 130V129H214ZM219 130H221L220 128H219ZM218 130V131H219ZM10 131H12V130H10ZM17 131V130H16ZM15 131V132H16ZM48 131V130H47ZM46 131V132H47ZM88 131V130H87ZM120 131H121V129H120ZM146 131V130H145ZM152 131H154V130H152ZM152 131L150 130V132H151V134H152ZM159 131H160V133H161V131L162 130H160L159 129ZM217 131V132H218ZM2 132V131H1ZM8 132V131H7ZM14 132V131H13ZM20 132V131H19ZM18 132V133H19ZM83 132H85V133H83ZM126 132V131H125ZM144 132V131H143ZM148 132V131H147ZM157 132H158V130H157ZM208 132V131H207ZM214 133L216 132V131H213ZM3 133H5V132H3ZM87 133V134H86ZM220 133H223V132H220ZM2 134V133H1ZM20 134V133H19ZM113 134V133H112ZM158 136H160V134H158V133H156ZM218 134H219V132H218ZM225 134V133H224ZM3 135V134H2ZM1 135V136H2ZM5 135V134H4ZM14 135V134H13ZM118 135V134H117ZM124 135V134H123ZM129 135V134H128ZM128 135H126L125 136V138L128 136ZM147 135V134H146ZM145 135V136H146ZM215 135V134H214ZM221 135V134H220ZM223 135V134H222ZM6 136V135H5ZM51 136V135H50ZM114 136V135H113ZM216 136V135H215ZM4 137V136H3ZM16 137H17V135H16ZM121 137V136H120ZM124 137V136H123ZM122 137V139H124ZM131 137V136H130ZM148 137H149V135H148ZM155 137V138H154ZM219 137V136H218ZM218 137L216 136V138L218 139ZM223 137V136H222ZM226 137V136H225ZM70 138V139H71ZM86 138V139H85ZM99 138V139H98ZM143 138V137H142ZM144 138H146V137H144ZM210 138V137H209ZM211 138H215V137H211ZM210 138V139H211ZM120 139V138H119ZM135 139V138H134ZM210 139H209V141H210ZM219 139H221L220 137H219ZM253 139V138H252ZM252 139L250 140V142L252 141ZM258 139V138H257ZM72 140V139H71ZM82 140V139H81ZM125 140V139H124ZM126 140H127V138H126ZM133 139H131V141H132ZM159 140V141H158ZM223 140H226V139H223ZM229 140V139H228ZM227 140V141H228ZM48 141H49V139H48ZM48 141H47V143H48ZM67 141V140H66ZM65 141V143H67ZM86 141V142H87ZM102 141V140H101ZM101 141H100V143H98L99 144V146H101L100 144H101ZM140 141V140H139ZM144 141V140H143ZM142 141V142H143ZM194 141V142H193ZM205 141V144H206V142L208 143L209 141L207 140H204ZM217 140L215 139V142H216ZM221 141V140H220ZM256 141V138H255V140L253 139V142H255ZM75 142V141H74ZM127 142V141H126ZM130 142V141H129ZM179 143V145L180 146H182V143ZM218 142L219 141H217V144H218ZM259 141H256V145H255V143H251V146H255L256 147V150H258L259 148H260V146H259V148H258V145H257V143H258ZM46 143V144H47ZM76 143V142H75ZM135 142H133V144H134ZM138 143V142H137ZM156 143V142H155ZM197 143V144H198ZM200 143H203V142H200ZM220 143V142H219ZM221 143H223V142H221ZM220 143V144H221ZM45 144V145H46ZM98 144H97V146H98ZM129 144V143H128ZM148 144V143H147ZM187 144V143H186ZM204 144V145H205ZM226 144V143H225ZM48 145H46V147L48 146ZM59 145V146H58ZM74 145V144H73ZM94 145V146H93ZM106 145V144H105ZM149 146H150V144H148ZM174 145H175V142H174ZM179 145L178 144H176V146H174L173 147V149L175 148V147H177V148H179ZM185 145V144H184ZM202 146H203V144H201ZM209 145V144H208ZM208 145H205L204 147H203V150H204V153H205V158L207 157V155H208V160H209V158H210V155L208 154V149H209V153H211L210 151H214L213 149L211 150L210 149V147L212 146H214L215 145V150H217L218 148H217V145L216 144H214V143H211V146H209L208 147ZM48 146V147H49ZM76 146V145H75ZM96 146V147H97ZM103 146H104V144H103ZM186 147H187V145H185ZM184 146V147H185ZM195 146H196V144H195ZM58 147V148H57ZM151 147V146H150ZM187 147V148H188ZM198 146H196V148H197ZM211 147V148H212ZM223 145H221V147H220V149L222 148V151H223ZM226 147V146H225ZM224 147V148H225ZM255 147H254V149H255ZM152 148V147H151ZM206 148H208L207 149V153H206ZM262 148H264V147H262ZM56 149V150H55ZM72 148H70L69 150H71ZM104 149V148H103ZM172 149V150H173ZM198 149V148H197ZM196 149V150H197ZM199 149H201L202 150V148H200L199 147ZM44 150H42V151H44ZM52 150V153L51 152H49V151H51ZM54 150V151H53ZM66 150V149H65ZM69 150H67V151H69ZM185 150V149H184ZM188 150V151H189ZM202 150V151H203ZM264 150V149H263ZM97 151V152H96ZM130 151V150H129ZM131 151H133V150H131ZM175 151V150H174ZM174 151H170L171 153L172 152H174ZM178 151H179V149H178ZM181 151H182V153H183V149L181 148ZM186 151L187 150H185V152H184V154L186 153ZM220 151V150H219ZM222 151H220V152H222ZM63 153V154H61V153ZM99 152V153H98ZM100 152H101V154H100ZM117 152V151H116ZM167 152V153H166ZM169 152V153H170ZM196 152V151H195ZM194 152V153H195ZM214 152H216V154H218L217 153V151H214ZM262 152V151H261ZM260 152V153H261ZM60 154V156H59V154ZM98 153V154H97ZM134 153V152H133ZM138 153V152H137ZM177 153V152H176ZM179 153H180V151H179ZM189 153V152H188ZM254 153V152H253ZM257 153V152H256ZM44 154H46V153H44ZM100 154V155H99ZM103 154H102V157H103ZM111 154V153H110ZM118 154V153H117ZM116 154V155H117ZM130 154H131V152H130ZM172 154H175V152L174 153H172ZM181 154V153H180ZM189 154H192V153H189ZM197 154H198V152H197ZM200 154H201V152H200ZM199 154V155H200ZM203 154V153H202ZM201 154V155H202ZM207 154V155H206ZM212 154H214L213 152H212ZM212 154H211V156H212ZM215 154V158L217 157V155ZM219 154H221V153H219ZM258 154V153H257ZM112 155V154H111ZM139 155V154H138ZM177 155H178V153H177ZM193 155V154H192ZM254 155H256V154H254ZM52 156V155H51ZM114 156V155H113ZM120 156V155H119ZM134 156V155H133ZM132 156V157H133ZM169 156H172V155H169ZM182 157H183V155H181ZM186 156V155H185ZM184 156V157H185ZM188 156V155H187ZM191 156V155H190ZM194 156V155H193ZM50 157V156H49ZM52 157H54V156H52ZM56 157V156H55ZM57 157V158H58ZM116 157V156H115ZM115 157H114V159H115ZM122 157V156H121ZM143 157V156H142ZM175 158H176V156H174ZM183 157V158H184ZM195 157V156H194ZM203 157H204V155H203ZM257 158H258V156H256ZM262 157V156H261ZM51 158V157H50ZM57 158H56V160L55 161H57ZM104 158H106V156H104ZM108 158V157H107ZM111 158V157H110ZM117 158V157H116ZM124 158V157H123ZM186 158V157H185ZM201 158V157H200ZM205 158H202V160L203 159H205ZM214 158V155H213V157H212V159ZM51 159H53V158H51ZM55 159V158H54ZM128 159V158H127ZM131 159V158H130ZM158 159V160H157ZM167 159V160H166ZM180 159V158H179ZM179 159H176L178 162L179 161H183V159L181 160H179ZM188 159V161H189V158H186L185 160H187ZM196 159V158H195ZM195 159H194V161H195ZM199 158H197V160H198ZM212 159L211 160H209V162L211 161V162H214V161H212ZM49 160V159H48ZM113 160V159H112ZM192 159H190V161H191ZM205 160H207V158L205 159ZM50 161V160H49ZM114 161V160H113ZM134 161H136V160H133V163L135 164V162ZM176 161V162H177ZM46 162H48V161H46ZM46 162H45V164H46ZM97 162V161H96ZM111 162V161H110ZM118 162V161H117ZM121 162V161H120ZM175 162V161H174ZM200 162V161H199ZM204 162V161H203ZM202 161H201V163H203ZM259 162H261V160L259 161ZM98 163V162H97ZM100 163V162H99ZM112 163V162H111ZM129 163V162H128ZM138 163V162H137ZM154 163V162H153ZM171 163V162H170ZM170 163H169V165H170ZM180 163V162H179ZM186 163H188L187 161H186ZM197 163V162H196ZM201 163H198V165L199 164H201ZM118 164V163H117ZM177 164V163H176ZM181 165H183L182 163H180ZM192 164H193V160H192ZM96 165H98V164H96ZM119 165V164H118ZM128 165V164H127ZM126 165V166H127ZM132 166H134L133 164H131ZM137 165V164H136ZM165 165H168L167 163L165 164ZM190 165V164H189ZM198 165L196 166L195 165V168H198ZM209 165V164H208ZM262 165V164H261ZM31 166H36V165H33V164H31ZM44 166V165H43ZM103 166V165H102ZM106 166V165H105ZM121 166V165H120ZM172 166H173V162H172ZM171 165L169 166V167H172ZM175 166L176 165H174V168H175ZM210 166V165H209ZM258 166V165H257ZM259 166H260V164H259ZM32 167V168H33ZM53 167V168H52ZM89 167V166H88ZM96 167V166H95ZM94 166H93V168H95ZM99 167V166H98ZM104 167V166H103ZM119 167V166H118ZM135 167V166H134ZM136 167H138V166H136ZM165 167V166H164ZM168 167V166H167ZM200 167V166H199ZM201 167H203V166H201ZM200 167V168H201ZM207 167V166H206ZM35 168V167H34ZM36 168H37V170H36ZM36 168H35V171H37L38 172V170L41 168L42 169V167H40L39 168V166H36ZM90 168V167H89ZM88 168V169H89ZM92 168V167H91ZM90 168V169H91ZM101 168V167H100ZM128 168H130L129 166H128ZM133 168V167H132ZM179 168V167H178ZM180 168H181V166H180ZM180 168H179V171H180ZM183 168V167H182ZM185 168V167H184ZM184 168H183V170H184ZM205 168V167H204ZM259 168V167H258ZM40 169V170H41ZM45 169V171H47ZM87 169V170H88ZM164 169V168H163ZM165 169H168V168H165ZM164 169V170H165ZM173 169V168H172ZM171 169V170H172ZM175 169H177V168H175ZM175 169H173V170H175ZM186 170H185V172H187V169L188 168H185ZM190 169V168H189ZM188 169V170H189ZM192 169V168H191ZM193 169H194V167H193ZM209 169H210V167H209ZM40 170H39V172H40ZM44 170V168L41 170V172ZM61 170V171H62ZM86 170V171H87ZM92 170H94V169H91L90 171L92 172ZM100 170L101 169H99V172H98V170L96 171H94V172H90L89 170L87 171L88 173L90 172L91 174H96V176H95V178H98V175L101 177V178H99V180L101 181V183L103 182V180H104V182H103V186H104V190H105V192L104 193H106L107 191H118V195H119V193H121L124 197H125V193H126V196H128L130 193L132 194V192H129V194H128V191H130V189H128V188H125V186L127 187V184H128V186L130 185V187H131V184H132V182H134V183H136V184H138L140 187H139V189H141V192L142 191H144V192H146V191H148V188H147V190L145 191L144 189L142 190V188H145L146 186L145 185H147L148 186V184H146V180H144L145 181V184H143V179L142 180H140V182L139 181H137L138 180V178L137 179H135V181L133 180L132 182H131V180H130V184L128 183V181H125L124 179H122L121 178V180H119V181H122V180H124L123 182H122V184L124 185L125 183H126V185L125 186H121V188L122 187H124L125 189H119L120 188V185L119 184H121L120 182H118L117 181V179H120V178H117V177H113L114 179V181H115V183H114V181L112 180V176H110V180H109V176H107L106 177V175H105V179H102V178H104L103 176V174H102V176L100 175ZM118 170V169H117ZM135 170V171H134ZM134 170H132V171H134L133 173H137V169L135 168ZM163 170V171H164ZM170 170V168H169V172L171 171ZM178 170V169H177ZM195 170V169H194ZM193 170V171H194ZM197 170V169H196ZM204 170H206V169H204ZM85 171V170H84ZM83 171V172H84ZM85 171V172H86ZM113 171V170H112ZM145 171V170H144ZM143 171V172H144ZM162 171V172H163ZM182 171V170H181ZM190 171V170H189ZM188 171V172H189ZM203 171V170H202ZM202 171H200V172H198V173H200L201 174V176L202 177H204L203 176V173H205V172H202ZM252 171V170H251ZM260 171V170H259ZM66 172H68V171H66ZM73 172V173H74ZM84 172V173H85ZM103 172V171H102ZM107 171H105L104 173H106ZM113 172H115V170L113 171ZM117 172V171H116ZM141 172V171H140ZM177 172V171H176ZM188 172L187 173H185V174H183L184 173V171H183V176L185 175V176H189L190 174H188ZM192 172V170L189 172V173H191ZM45 174L47 173V172H44ZM54 173V172H53ZM110 173V172H109ZM139 173V172H138ZM161 173V172H160ZM166 173V172H165ZM171 173V172H170ZM173 173H174V171H173ZM172 173V174H173ZM180 174H181V172H179ZM179 173L177 174L176 173V175L178 176L179 175ZM195 173V172H194ZM206 173H208V172H206ZM261 173V172H260ZM45 174H44V176H43V173H42V176L40 175V177L42 178V180L43 181H45ZM60 174V173H59ZM83 174V173H82ZM81 174V175H82ZM91 174H87V175H89V176H87L88 178H91L93 175H91ZM112 174H114V173H112ZM117 174V173H116ZM193 176H194V174L193 173H191ZM262 174V173H261ZM62 175V174H61ZM60 175V176H61ZM134 175H136V174H134ZM174 175V174H173ZM176 175H174V177L173 178H175L176 177ZM191 175V176H192ZM86 176V175H85ZM85 176H82V178H85ZM93 176V177H94ZM116 176H118V175H116ZM120 176V175H119ZM167 176H168V173H167ZM169 176H171V175H169ZM184 176V177H185ZM191 176L190 177H185V183L187 184V180L189 179V180H191V179H193V177L191 178ZM200 176V177H201ZM39 177V176H38ZM149 178H150V176H148ZM161 177H163V178H167V180L166 179H164L165 181H168V177H164V175L162 176L161 175ZM181 177V176H180ZM180 177L178 176L177 178H175L176 179V181H179L180 180V182H179V186L178 187H181L180 186V183H182L184 180L182 179V181H181V179H180ZM183 177V178H184ZM244 177V176H243ZM41 178L39 179V180H41ZM45 178V179H44ZM63 178H65V177H63ZM67 178V177H66ZM82 178H81V180H82ZM115 178H117V179H115ZM173 178H170L171 180L173 179ZM178 178H179V180H178ZM182 178V177H181ZM198 178V177H197ZM107 179V180H106ZM131 179H134L133 177H131ZM140 179V178H139ZM145 179H147V177L145 178ZM169 179V180H170ZM262 179V178H261ZM85 179H83V181H84ZM87 180V181H86ZM85 181L87 182L86 184H88V182L90 181L89 179H86ZM89 180V181H88ZM128 180V179H127ZM149 180V179H148ZM162 180V179H161ZM171 180L170 181H168V182H166V184H171V183H173V182H171ZM91 181H93V183L95 182L94 181V179L93 180H91ZM98 181V180H97ZM100 181H99V183H100ZM142 181V182H141ZM154 181V180H153ZM159 180H157V182H158ZM187 181V182H186ZM263 181V180H262ZM40 182H42V181H40ZM82 182V181H81ZM138 182V183H137ZM149 182V181H148ZM152 182V181H151ZM150 182V183H151ZM155 182V181H154ZM163 182V181H162ZM170 182V183H169ZM174 182H175V180H174ZM76 183V182H75ZM90 183H92V182H89V184ZM98 182L96 183L97 185L99 184ZM140 183H142L144 186H141V184ZM160 183H161V181H160ZM165 182H163V184H161V187L162 186H166V188L169 186V185H166V184H164ZM177 184L176 185H178V182H176ZM184 183V182H183ZM184 183V184H185ZM77 184H78V182H77ZM114 184L115 185H119L118 187L116 186H114ZM174 184V183H173ZM188 184H190V183H188ZM186 185V187H188L189 188V185ZM192 185H190V188L189 189H191L192 187H193V183H191ZM80 185H85V184H80ZM95 187H97V185H95V183L93 184ZM77 186V185H76ZM92 186V185H91ZM90 186V187H91ZM101 187H102V184L100 185ZM133 186V185H132ZM135 186V188L137 187V185H134ZM155 186V185H154ZM153 185H152V188H155ZM160 186V185H159ZM159 186H157L158 188L157 189H161V187H159ZM7 187V186H6ZM70 187V186H69ZM78 187V186H77ZM83 187V186H82ZM172 187V186H171ZM92 188V187H91ZM134 188V189H135ZM163 188V187H162ZM173 188V187H172ZM183 188H184V190H185V186H183ZM188 188H186L187 189V192H189V190H188ZM57 189V188H56ZM70 189V188H69ZM71 189H72V187H71ZM87 189V188H86ZM90 189V188H89ZM102 189V188H101ZM100 189V190H101ZM146 189V188H145ZM150 189H151V187H150ZM156 189V188H155ZM156 189V190H157ZM193 189V188H192ZM192 189L190 190V192L187 194V196L185 195L186 193L184 192V194L183 193H180L181 191H184V190H182L181 189V191L179 192L181 195L183 194V196L185 197V203H187L188 204V206H190L189 208H190V210H191V208H192V205H193V203H194V200H196L194 197L196 196L195 194H197L196 193V190H195V192L193 191L192 192ZM195 189V188H194ZM14 190V189H13ZM55 190V189H54ZM58 190V189H57ZM57 190H56V192H57ZM65 190H66V188H65ZM97 190V189H96ZM100 190H98V191H100ZM138 190V189H137ZM153 190V189H152ZM156 190H154V192L156 191ZM159 190H157V191H159ZM180 190V189H179ZM12 189L10 190V193L9 194H12V192L14 193L15 192V190L14 191H12ZM66 191H68V190H66ZM72 191H74V190H72ZM97 191V192H98ZM102 191V190H101ZM150 191V190H149ZM165 191V190H164ZM186 191V190H185ZM7 192V191H6ZM60 192V191H59ZM69 192V191H68ZM74 192H76L77 193V190L76 191H74ZM73 192V193H74ZM84 192V191H83ZM92 192H94V191H92ZM103 192V191H102ZM151 192V191H150ZM150 192H149V194H150ZM169 192V191H168ZM52 193V192H51ZM73 193H70V196L72 195L73 196ZM89 193V192H88ZM100 193V192H99ZM158 193V192H157ZM160 193L163 195L164 194V192H162V190H160V192H159V195H160ZM15 194V193H14ZM13 194V195H14ZM79 194V193H78ZM83 194V193H82ZM84 194H87V193H84ZM107 194V193H106ZM115 194V193H114ZM131 194L129 195V198L130 197H132V196H134L135 195V193H134V195L132 194V196H131ZM145 195H142V196H140V197H144V198H146V196L149 198V195H146L147 193H144ZM152 194V193H151ZM150 194V195H151ZM51 195V194H50ZM56 195V194H55ZM104 195V194H103ZM103 195L102 196H100V197H103ZM161 195V196H162ZM180 195V196H181ZM195 195V196H194ZM11 196V195H10ZM52 196V195H51ZM58 196H59V194H58ZM67 196V195H66ZM69 196V195H68ZM74 196H76L75 195V193H74ZM79 197L78 198H80V196H81V194L80 195H78ZM109 196V195H108ZM112 196V195H111ZM122 196V197H123ZM153 196V195H152ZM183 196H181L182 198H183ZM262 196V195H261ZM50 197V196H49ZM48 197V198H49ZM105 197V196H104ZM113 197H115L116 198V196H113ZM137 197H138V194H137ZM136 196H135V200L136 201H138V200H140V199H142V198H137ZM158 197H160V196H158ZM158 197L156 196V198L155 197H152V198H154V199H152L151 198V196H150V198L154 201H149L150 202V204H149V202L147 201V203L149 204V205H151L152 203L154 204V203H156L155 205H153V206H149V205H147V203H146V201H145V203H146V205L143 203V206H146V207H150L151 209H153L154 210V207H155V209L157 210V206H158V203H159V199H158ZM165 197V196H164ZM188 197V198H187ZM197 197V196H196ZM54 198H56V197H54ZM84 198V197H83ZM110 198V197H109ZM133 198V197H132ZM138 200H137V199ZM147 198V199H148ZM149 198V199H150ZM178 198H179V196H178ZM177 198V199H178ZM187 198V199H186ZM53 199V198H52ZM72 199H73V197H72ZM76 199H77V197H76ZM90 199V198H89ZM167 199V198H166ZM53 200H55V199H53ZM83 200V199H82ZM101 200V199H100ZM106 200V199H105ZM127 200H128V198H127ZM132 200V199H131ZM134 200V199H133ZM181 200V199H180ZM56 201V200H55ZM63 201H65V200H63ZM71 201H73V200H70V202ZM76 201V200H75ZM77 201H79L80 202V200H77ZM77 201L75 202V203H77ZM103 201H104V199H103ZM107 201V200H106ZM105 201V202H106ZM62 202V201H61ZM68 202V201H67ZM78 202V203H79ZM114 202H115V199H114ZM140 202V201H139ZM152 202V203H151ZM176 202H177V200H176ZM181 202V201H180ZM262 202H263V200H262ZM52 203H54V202H52ZM104 203V202H103ZM102 203V204H103ZM110 203V202H109ZM131 203V202H130ZM141 203H142V201H141ZM141 203H139V204H141ZM173 203V202H172ZM171 203V204H172ZM183 203V202H182ZM181 203V204H182ZM207 203V202H206ZM63 204H65V203H63ZM74 204V203H73ZM101 204V203H100ZM114 204V203H113ZM124 204H126V203H124ZM123 204V205H124ZM138 203H137V205H136V202H132L131 204H129V205H127V206H124V209H123V211H121V213H120V215H119V219H117V220H110L109 221V219L107 220L108 221V223L109 222H111L110 223V227H109V229L108 230H105V232H104V230H103V228H106V227H103L102 225L101 226H99V229L97 228V234H98V230H100L101 231V229H100V227H103L102 228V232L101 233H99V235H95L94 233L95 232H93V238H94V240L92 241L93 242V244H95V248H94V246H92L93 247V250L92 251H94V249H95V254L98 256V262H97V260H96V263L97 264H132L133 263V261H132V250H133V247H132V243L133 242H131L133 239H134V235H133V233H131V232H133V230L131 231V229L130 228H134L135 229V227L133 226L134 225V223L133 222H135L134 221V219L136 220V218H137V220L139 219V218H142V217H144L145 216V214H148V212L149 211H151V213H152V210L150 209V208H148L149 210H146V213H144L145 212V210L143 211V216L141 217V215H142V211L141 210H143V208H145V207H143L142 206V204H141V206L139 205ZM170 204V205H171ZM76 205V204H75ZM111 205V204H110ZM166 205H167V203H166ZM178 205H179V203H178ZM183 205V204H182ZM181 205V206H182ZM210 205V204H209ZM69 206V205H68ZM97 206V205H96ZM101 206V205H100ZM99 206V207H100ZM105 206V205H104ZM138 206H140V208H141V215L139 216V209H138V211L136 210L137 208H139ZM168 206V205H167ZM175 206V205H174ZM63 208H64V205L62 206ZM70 207H71V205H70ZM103 206H101V208L99 209V210H101V212H102V210H103V208H102ZM112 207V206H111ZM160 207V206H159ZM65 208H66V205H65ZM74 208H75V206H74ZM108 208V207H107ZM178 208V207H177ZM145 209H147V208H145ZM175 209V208H174ZM178 209H180V206H179V208ZM69 210V209H68ZM185 210V209H184ZM107 211V210H106ZM135 211H137L136 213H135ZM148 211V212H147ZM179 212H181L182 213V210H178ZM186 211H187V209H186ZM103 212H104V210H103ZM156 212V211H155ZM119 213V212H118ZM136 214V216H135V214ZM139 213V214H138ZM165 213V212H164ZM187 213V212H186ZM95 214V213H94ZM137 214H138V216H137ZM157 214H158V212H157ZM96 215H97V213H96ZM103 215V214H102ZM117 215V214H116ZM152 215V214H151ZM151 215H150V217H151ZM155 215V214H154ZM89 216H91V215H89ZM101 216V213H99V217ZM132 216L133 217H135L134 219L132 218ZM106 217V216H105ZM139 217V218H138ZM147 217L149 218V216L147 215ZM146 217V218H147ZM97 218V217H96ZM145 218V217H144ZM151 219V218H150ZM155 219V218H154ZM97 220V219H96ZM140 221V220H139ZM146 221V220H145ZM149 222H151L150 220H148ZM223 221V220H222ZM222 221H221V219H220V221L218 222V224H217V226H216V223H215V225L213 224V226H215L216 227V229H217V231H219V232H221V230H218L219 229V226H220V224L222 225ZM225 221V220H224ZM142 222H144V219L142 220ZM226 222V221H225ZM98 223V222H97ZM135 223H137V221L135 222ZM220 223V224H219ZM144 224H146V223H144ZM143 224V225H144ZM152 224V223H151ZM151 224H150V226H151ZM224 224V223H223ZM226 224V223H225ZM259 224V223H258ZM98 225V224H97ZM137 225H140L139 223L137 224ZM142 225V224H141ZM219 225V226H218ZM228 225V224H227ZM226 225V226H227ZM130 226H132V227H130ZM135 226H136V224H135ZM145 226H147V224L145 225ZM148 226H149V224H148ZM222 226H224V225H222ZM222 226H220V229H222V232L224 231V233L225 232H229L230 230H231V228L229 229V227L228 228H226V226L224 227V228H222ZM234 226V225H233ZM257 226V229L259 230V229H262V228H259V226L258 225H256ZM136 227H138V226H136ZM89 228V227H88ZM87 228V229H88ZM132 228V229H133ZM142 228H144V226L142 227ZM141 228V229H142ZM149 228V227H148ZM147 228V229H148ZM151 228H152V226H151ZM243 228V227H242ZM252 228V227H251ZM214 229V228H213ZM215 229V230H216ZM235 229V228H234ZM256 229V228H255ZM255 229H254V231H255ZM257 229H256V231H257ZM226 230V231H225ZM131 231V232H130ZM151 231V230H150ZM235 231V230H234ZM253 231V230H252ZM261 231V230H260ZM138 232H140L139 230H138ZM145 232V231H144ZM218 232V233H219ZM258 232V231H257ZM256 232V233H257ZM140 233H142V232H140ZM140 233H138V234H140ZM255 233V232H254ZM262 233V232H261ZM260 233V234H261ZM148 234V233H147ZM221 234V233H220ZM223 234V233H222ZM221 234V235H222ZM245 235L247 234V233H244ZM258 234V233H257ZM257 234H253V236L251 237L250 235H248V236H250V238H253V240L251 241V242H255V240L256 239H254L255 237L254 236H256ZM227 235H229V234H227ZM234 235V234H233ZM243 235V234H242ZM252 235V234H251ZM96 236V237H95ZM141 236H142V234H141ZM211 236V235H210ZM240 236V235H239ZM145 237V236H144ZM246 237V236H245ZM233 238V237H232ZM238 238H240V237H238ZM237 238V239H238ZM243 238V240L240 238V241L242 242V244H243V242H245L244 241V237H242ZM248 238V237H247ZM212 239V238H211ZM210 239V240H211ZM95 240H96V242H95ZM138 240V239H137ZM136 240V241H137ZM239 240V239H238ZM211 241H213V240H211ZM215 242V241H214ZM214 242H210V244L211 243H214ZM135 244L137 245V243L135 242ZM134 244V245H135ZM148 244V243H147ZM245 244V243H244ZM92 244H90V246H91ZM150 244H148V246H149ZM212 245H214V244H212ZM216 245H218V244H216ZM216 245H214V249H212V251L213 250H215V249H217V248H215V247H217ZM237 245H238V243H237ZM219 246V245H218ZM221 246V245H220ZM135 247H137V246H135ZM139 247V246H138ZM150 247H152L151 245H150ZM150 247H148L147 249H149ZM222 247V246H221ZM221 247H219V249L221 248ZM98 249V251H97V249ZM132 248V249H131ZM211 248V247H210ZM212 248H213V246H212ZM146 249V248H145ZM221 249H222V254L220 253H218L219 251H221ZM220 250H215V252H217L218 254L217 255H221V256H219L220 258L222 257V255L224 256L222 259H223V261H222V259H220V260H218L217 261V264H221L220 262H223L224 263V261L226 262V258L228 257H225V255L227 254V253H224V249L225 248H221ZM126 250L127 251H129V253H131V255H129V256H126V253H128V252H126ZM134 250H135V248H134ZM133 250V251H134ZM137 250V249H136ZM141 250V249H140ZM97 251V252H96ZM124 251H125V254H123L124 253ZM214 252V253H215ZM134 253V252H133ZM136 254H139V252H135ZM213 253V252H212ZM213 253V254H214ZM155 254V253H154ZM153 254V255H154ZM82 255V254H81ZM123 255H125L126 256V258L127 259H125L124 257H123ZM215 255H216V253H215ZM216 255V256H217ZM135 255H133V257H134ZM138 256V255H137ZM140 256V255H139ZM147 256V255H146ZM150 256H151V254H150ZM156 258H157V256H156V254L154 255ZM154 256H152V257H154ZM212 256H214V255H212ZM153 258L154 259V261L152 260V261H150V262H148L147 264H153L154 262H155V260H156V258ZM136 258V257H135ZM141 258V257H140ZM211 258V257H210ZM217 258H218V256L216 257V259L215 258H212L210 261L212 262V260H213V262L212 263H210V264H213L214 262H216V260H217ZM225 258V259H224ZM129 260V261H128ZM133 260L134 261H136V259H134L133 258ZM148 260V259H147ZM132 263H131V262ZM220 261V262H219ZM142 262V261H141ZM139 263V262H138ZM137 262H136V264H138ZM145 262H144V259H143V264H144ZM134 264V263H133ZM139 264H141V263H139Z\"/></svg>", "mask_w": 264, "mask_h": 264}]
</instances>
